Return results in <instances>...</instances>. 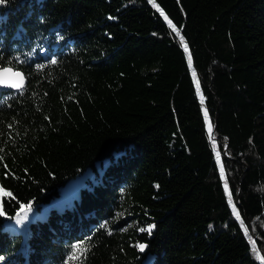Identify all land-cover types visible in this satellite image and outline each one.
Returning a JSON list of instances; mask_svg holds the SVG:
<instances>
[{"label": "trees", "instance_id": "16d2710c", "mask_svg": "<svg viewBox=\"0 0 264 264\" xmlns=\"http://www.w3.org/2000/svg\"><path fill=\"white\" fill-rule=\"evenodd\" d=\"M4 67L0 264H264V0H6Z\"/></svg>", "mask_w": 264, "mask_h": 264}, {"label": "water", "instance_id": "95a60500", "mask_svg": "<svg viewBox=\"0 0 264 264\" xmlns=\"http://www.w3.org/2000/svg\"><path fill=\"white\" fill-rule=\"evenodd\" d=\"M19 73V75H16ZM26 84V78L23 72L15 70L12 67H4L0 69V88L8 90H20ZM13 85H22V87H14Z\"/></svg>", "mask_w": 264, "mask_h": 264}, {"label": "snow or ice", "instance_id": "6c2138e0", "mask_svg": "<svg viewBox=\"0 0 264 264\" xmlns=\"http://www.w3.org/2000/svg\"><path fill=\"white\" fill-rule=\"evenodd\" d=\"M6 2V0H0V4H4ZM163 15V13H162ZM165 19H167V17H165ZM169 23H171L169 21ZM185 50H187V45L185 44ZM189 62H191V57L189 56ZM53 63H55V61H53ZM16 75H19V73H17ZM14 87H22V85H13ZM205 115H207V113L205 112ZM0 160H2V157H0ZM8 195H11L10 193H8ZM229 196H231V194L229 193ZM21 209L23 211H30L31 210V204H27V205H22ZM5 215L4 211L2 209H0V216ZM19 215V214H18ZM21 219H26V217H21ZM155 227L154 225L149 226L147 229H141V231H148L149 233L151 232V229ZM146 247V245H139V248L141 251L144 250V248Z\"/></svg>", "mask_w": 264, "mask_h": 264}]
</instances>
